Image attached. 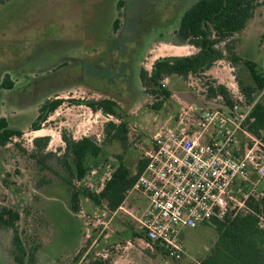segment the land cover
I'll return each instance as SVG.
<instances>
[{
	"label": "rangeland",
	"instance_id": "1",
	"mask_svg": "<svg viewBox=\"0 0 264 264\" xmlns=\"http://www.w3.org/2000/svg\"><path fill=\"white\" fill-rule=\"evenodd\" d=\"M197 1L8 0L0 5V83L7 74L16 83L14 90L0 88V118L24 130L22 137L0 147V209L9 207L21 213L19 232L35 257L26 264H88L92 258H104L111 264H197L213 248L218 233L213 225L201 224L183 230L187 254L183 261H170L152 251L139 241L140 228L126 213L139 214L138 204L129 196L124 211L120 208L114 218L108 213L102 217L105 208L84 196L80 212L74 213L72 193L60 177L69 174L59 162L65 148L63 132L76 140L95 139L101 154L88 159L91 171L83 181L74 178L72 182L76 190L99 192L119 165L117 155L124 154L135 172L157 133L177 129L180 122L187 126L202 111L225 115L231 110L220 97L209 94L208 85L224 84L239 96L240 83L249 85L253 80L244 64L234 67L228 60L217 62L210 70L217 78L208 71L187 80L178 76L166 79L164 86L172 96L158 111L152 106L160 101L141 88V68L150 71L158 58L198 52L194 46L180 44L175 35L183 13ZM233 41L237 52L255 62L264 75V0ZM49 97L64 103L40 130L31 131L39 107ZM102 98L116 100L121 119L129 125L126 151L120 142L105 140L106 123L113 120L118 124V120L75 102ZM191 109L195 116L184 119V110ZM43 137L50 138L46 152L56 155L44 163L53 170L42 167L32 156L33 141ZM236 138L241 151L255 144L241 132ZM251 179V196H264V180ZM87 216L105 222L106 228L89 224ZM12 238V231L0 226V264H16ZM81 252L83 256L77 260Z\"/></svg>",
	"mask_w": 264,
	"mask_h": 264
},
{
	"label": "trees",
	"instance_id": "2",
	"mask_svg": "<svg viewBox=\"0 0 264 264\" xmlns=\"http://www.w3.org/2000/svg\"><path fill=\"white\" fill-rule=\"evenodd\" d=\"M8 0H0V5ZM260 0H198L181 17L179 27L175 31L180 44L194 46L198 52L189 56H168L155 60L150 71L145 68L140 70L141 88L157 99L152 109L158 111L163 102L171 98L172 93L165 88L164 81L173 76L187 80L191 76L205 75L219 61L228 60L236 67L244 64L253 80V84L240 83L242 100H238L224 84L211 82L209 94L220 97L224 105L231 109L239 105L243 109H250L245 120L244 129L253 137L264 144V75L257 71L258 65L243 58L233 40L242 31H245L250 21L254 18ZM123 2H119L122 9ZM120 20L115 23V30ZM224 44L225 48L219 46ZM2 87L11 88L13 82L10 76L3 79ZM259 97H261L259 99ZM85 105L95 113H102L119 121L110 120L104 128L106 142L118 141L126 151L129 146V125L121 118L119 104L110 98L75 101ZM64 103L62 99L47 100L39 109V115L31 125V131H38L42 124L56 112ZM23 131L12 128L6 118H0V147H5L14 138H20ZM65 144L64 154L59 162L64 167L69 177L60 176L70 188L71 207L74 213L80 212V198L91 200L95 205L105 208L109 214L116 213L125 203L128 192L132 189L138 177L144 171L147 161L139 160L136 171L131 170L124 160V154L117 155L118 167L105 182L99 192H91L88 188L75 189L72 180L75 178L83 181L91 171L88 165L90 157H98L102 147L90 137L76 140L67 132L62 133ZM35 151L32 156L38 159L42 167L46 160L56 157L51 152H46L50 138H36ZM71 160V161H70ZM70 161V162H69ZM53 170L52 168H47ZM264 196L256 198L251 196L246 201V209L237 214L231 213L223 221H214L218 237L213 248L200 264H264ZM21 213L13 208L0 209V226L12 231L13 251L12 257L16 264L33 263L35 257L30 254L23 242L18 223ZM134 233V237H138ZM161 254V249H157ZM79 260L83 252L79 255ZM88 264H111L104 258H92Z\"/></svg>",
	"mask_w": 264,
	"mask_h": 264
},
{
	"label": "built area",
	"instance_id": "3",
	"mask_svg": "<svg viewBox=\"0 0 264 264\" xmlns=\"http://www.w3.org/2000/svg\"><path fill=\"white\" fill-rule=\"evenodd\" d=\"M234 96L242 100L241 93ZM239 108L235 105L225 115L202 111L196 121L194 109L184 110L182 117L191 114L194 122L187 126L180 122L177 129L157 133L144 154L147 165L128 196L138 194L145 200L141 214L133 217L141 231L139 241L154 252L161 249L160 255L167 260L185 259L183 230L212 225L244 211L253 191L252 176L264 180V144L244 129L250 109ZM218 120L221 137L204 142V135ZM239 132L255 144L241 151L236 138ZM87 220L104 229L107 226L91 216ZM261 224L264 226V219Z\"/></svg>",
	"mask_w": 264,
	"mask_h": 264
},
{
	"label": "crops",
	"instance_id": "4",
	"mask_svg": "<svg viewBox=\"0 0 264 264\" xmlns=\"http://www.w3.org/2000/svg\"><path fill=\"white\" fill-rule=\"evenodd\" d=\"M209 73H211L212 75H214L215 78H217V76H215V74H214L213 71H209ZM96 114L98 115L99 113H96ZM193 127L194 126H192V128ZM221 135H222V127H221V124H215L204 135L203 141L204 142H211V141H214V140H217L218 138H220ZM239 145H240V142H239V140H237V146H239ZM129 197L135 199V201H136L135 204L136 205L138 204V207H139V210H138L139 212L138 213L141 214V212L145 208V200L140 195H138V194H133V196L131 194ZM127 200H128V198H127ZM122 208H124V207H122ZM126 213H127V215H130V216H133V217L135 216L130 211H126Z\"/></svg>",
	"mask_w": 264,
	"mask_h": 264
},
{
	"label": "flooded vegetation",
	"instance_id": "5",
	"mask_svg": "<svg viewBox=\"0 0 264 264\" xmlns=\"http://www.w3.org/2000/svg\"><path fill=\"white\" fill-rule=\"evenodd\" d=\"M6 76H9L8 74L6 75ZM5 77V76H4ZM10 79H11V81L13 82V87H11V88H4V87H2V82H3V80L1 81V83H0V88H4L5 90H14L15 88H16V83H15V80L12 78V76H10ZM57 99V98H56ZM47 100H50V97L47 99ZM43 105V104H42ZM41 105V106H42ZM40 106V107H41ZM40 107H39V109H40ZM39 109H38V115H39ZM38 115H37V117H38ZM37 117H36V119H37ZM35 119V120H36ZM34 120V121H35ZM34 121L31 123V125L34 123ZM8 123H9V121H8ZM9 125H10V123H9ZM31 125H30V127H31ZM12 128H15V129H18V130H21V131H24V130H22L21 128H16V127H12Z\"/></svg>",
	"mask_w": 264,
	"mask_h": 264
}]
</instances>
